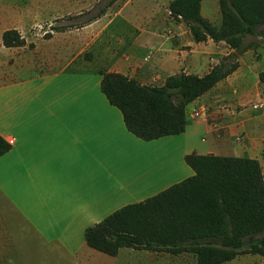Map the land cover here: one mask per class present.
<instances>
[{
  "label": "crops",
  "instance_id": "crops-1",
  "mask_svg": "<svg viewBox=\"0 0 264 264\" xmlns=\"http://www.w3.org/2000/svg\"><path fill=\"white\" fill-rule=\"evenodd\" d=\"M170 1L119 0L115 10L39 38L32 49L25 34L23 45L5 47L2 33L45 22V5L3 8L0 52L21 48L24 55L16 64L0 59V135L14 140L0 156V248L41 247L45 264H158L160 252L97 251L86 244L85 230L192 176L185 162L192 152L255 158L264 175V107L255 112L249 105L264 99V45L244 51L232 73L186 105L179 134L142 140L101 91V71L160 85L180 71L203 75L233 52L223 41H194L171 17ZM204 1L202 16L219 25L218 0L206 4V13ZM230 261L264 264V256Z\"/></svg>",
  "mask_w": 264,
  "mask_h": 264
},
{
  "label": "trees",
  "instance_id": "trees-1",
  "mask_svg": "<svg viewBox=\"0 0 264 264\" xmlns=\"http://www.w3.org/2000/svg\"><path fill=\"white\" fill-rule=\"evenodd\" d=\"M115 1L107 0L84 24L103 15ZM201 2L171 0L168 9L172 18L188 26L194 41H223L233 50L208 72L180 71L167 75L160 85L100 72L101 91L120 110L126 128L142 140L183 132L186 105L232 73L244 51L264 45V0H218L219 25L202 16ZM2 43L17 47L24 39L16 29H7ZM258 76L264 86V70ZM9 149L0 135V156ZM185 162L192 176L89 226L86 244L110 256L123 247L191 253L196 264H222L241 254L264 256V175L259 160L192 152Z\"/></svg>",
  "mask_w": 264,
  "mask_h": 264
},
{
  "label": "rangeland",
  "instance_id": "rangeland-1",
  "mask_svg": "<svg viewBox=\"0 0 264 264\" xmlns=\"http://www.w3.org/2000/svg\"><path fill=\"white\" fill-rule=\"evenodd\" d=\"M106 1L107 0H0V15H2L3 8L5 6L11 7L12 9H18L26 6H30L32 8V6L36 4L42 6L45 5L46 13L43 14V17L45 16L44 18L46 19L45 22L40 21L31 24L25 22L22 23L20 27V34H25V38L27 40L26 46L32 49L34 47V41L39 40V38L50 39L59 29L77 30L81 27V24H84L87 19L93 16L99 10V8L106 3ZM210 3L211 0L204 1V13H206V4H208L209 9ZM119 4L120 2L117 0L111 7L107 9V11L111 12L115 10ZM213 4L215 5V2H213ZM182 27L184 29L187 28L186 25H183ZM249 39L250 38H247V41ZM13 50L14 54L12 55L10 53L9 55H6L0 52V59L8 58L9 64H16V62H20L21 57L24 55V51L21 48ZM246 106L247 105L243 107ZM0 254H2L3 263L5 264L46 263L43 258L45 251L43 248L38 246L4 247L0 248ZM157 254L160 256L158 264H196V256L191 253L171 255L169 253L160 252ZM229 262L231 261H226L225 264ZM52 263L55 264V262ZM126 264L139 263L134 261L131 262L129 260Z\"/></svg>",
  "mask_w": 264,
  "mask_h": 264
},
{
  "label": "built area",
  "instance_id": "built-area-1",
  "mask_svg": "<svg viewBox=\"0 0 264 264\" xmlns=\"http://www.w3.org/2000/svg\"><path fill=\"white\" fill-rule=\"evenodd\" d=\"M250 107L255 110V111H259L261 109H263L264 107V99L263 98H259L256 102H252L250 104ZM196 115H199V112H195ZM13 138L9 139V144L13 143Z\"/></svg>",
  "mask_w": 264,
  "mask_h": 264
}]
</instances>
